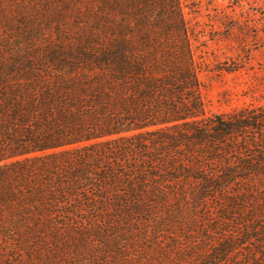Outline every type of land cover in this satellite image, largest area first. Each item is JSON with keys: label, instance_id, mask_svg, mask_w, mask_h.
I'll return each instance as SVG.
<instances>
[{"label": "rangeland", "instance_id": "1", "mask_svg": "<svg viewBox=\"0 0 264 264\" xmlns=\"http://www.w3.org/2000/svg\"><path fill=\"white\" fill-rule=\"evenodd\" d=\"M183 3L199 36L209 129L194 138L196 127L182 125L1 162L31 186L87 178L56 217L1 209L0 264H264V0ZM222 62L240 66L215 70ZM170 134L180 138L175 156L165 157L173 147L146 152ZM125 145L133 150H118Z\"/></svg>", "mask_w": 264, "mask_h": 264}, {"label": "trees", "instance_id": "2", "mask_svg": "<svg viewBox=\"0 0 264 264\" xmlns=\"http://www.w3.org/2000/svg\"><path fill=\"white\" fill-rule=\"evenodd\" d=\"M195 40L183 0H0V210L56 217L64 200L86 192L87 178L77 173L63 189L31 186L1 162L182 125L200 137L209 127ZM239 66L222 62L215 70ZM169 139L146 152L173 147L165 156L172 158L180 138Z\"/></svg>", "mask_w": 264, "mask_h": 264}]
</instances>
